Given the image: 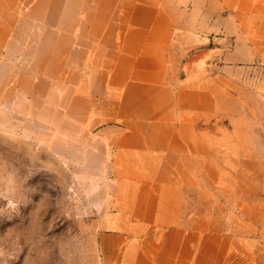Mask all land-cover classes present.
<instances>
[{"label": "rangeland", "instance_id": "rangeland-1", "mask_svg": "<svg viewBox=\"0 0 264 264\" xmlns=\"http://www.w3.org/2000/svg\"><path fill=\"white\" fill-rule=\"evenodd\" d=\"M2 1L0 264H103L100 234L117 222L115 199L128 191L119 180L131 174L116 171L104 141L113 125L96 122L103 111L90 108L81 92L80 30L66 28L67 14L49 12L48 0ZM258 17L238 0H218L216 35L197 47L203 50L198 65L182 74L198 79L202 91L192 114L198 139L190 142L192 154L177 160L184 209L230 232L242 264H264V28L256 27ZM201 20L213 21L207 4ZM189 48L177 42L179 59Z\"/></svg>", "mask_w": 264, "mask_h": 264}, {"label": "crops", "instance_id": "crops-1", "mask_svg": "<svg viewBox=\"0 0 264 264\" xmlns=\"http://www.w3.org/2000/svg\"><path fill=\"white\" fill-rule=\"evenodd\" d=\"M238 1L256 9V27L263 29L264 0ZM48 2L49 12L67 14L66 28L80 30L81 92L90 108L102 109L96 122L113 125L104 141L116 171L131 174L119 180L128 191L115 199L117 222L100 234L103 264H242L230 232L186 212L176 179L178 158L190 156V142L198 139L192 114L202 93L198 79L182 74L198 65L197 47L216 35L218 0ZM206 4L213 21L201 20ZM180 41L190 53L179 59ZM204 96L211 100L210 91Z\"/></svg>", "mask_w": 264, "mask_h": 264}]
</instances>
